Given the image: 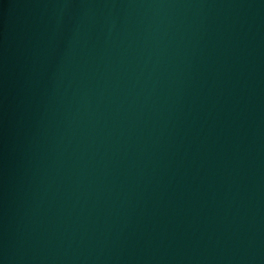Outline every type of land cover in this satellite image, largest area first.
I'll list each match as a JSON object with an SVG mask.
<instances>
[{"label": "water", "instance_id": "obj_1", "mask_svg": "<svg viewBox=\"0 0 264 264\" xmlns=\"http://www.w3.org/2000/svg\"><path fill=\"white\" fill-rule=\"evenodd\" d=\"M0 264H264V0H0Z\"/></svg>", "mask_w": 264, "mask_h": 264}]
</instances>
